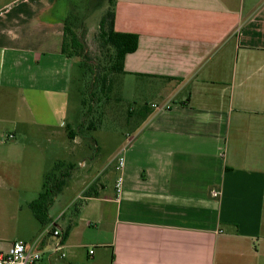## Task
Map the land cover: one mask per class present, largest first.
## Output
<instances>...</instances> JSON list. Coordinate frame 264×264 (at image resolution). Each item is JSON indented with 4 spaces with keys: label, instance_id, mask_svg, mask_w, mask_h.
Listing matches in <instances>:
<instances>
[{
    "label": "crops",
    "instance_id": "1",
    "mask_svg": "<svg viewBox=\"0 0 264 264\" xmlns=\"http://www.w3.org/2000/svg\"><path fill=\"white\" fill-rule=\"evenodd\" d=\"M257 1L116 0V31L139 36L123 78L146 81L160 101L120 146L123 168L116 159L89 177L42 225L29 205L50 175L48 144L62 169L76 166L78 148L87 153V137L68 122V7L0 0V242L8 247L0 253L21 240L37 244L36 264H264V0ZM88 159L78 166L92 171ZM92 183L95 196L85 197ZM25 208L21 228L30 238H10ZM52 224L62 231L61 251H53Z\"/></svg>",
    "mask_w": 264,
    "mask_h": 264
},
{
    "label": "rangeland",
    "instance_id": "2",
    "mask_svg": "<svg viewBox=\"0 0 264 264\" xmlns=\"http://www.w3.org/2000/svg\"><path fill=\"white\" fill-rule=\"evenodd\" d=\"M59 1L60 6L68 7V17L77 19L75 31L81 37V43L85 47L84 53L90 58L96 59L97 62L101 61L102 55L98 49V25L102 15L108 8L110 0ZM78 54L80 55L81 51H78ZM79 55L74 57L68 122L73 128L78 130L77 132L81 136L87 137L84 138V143L87 145L85 148L87 153L78 155L80 150H82L78 148L76 155L71 158L72 152L67 150V147L63 149L64 155L68 156V158L70 157L76 166L71 170L65 189L51 206L50 213L53 215L68 206L89 177L93 181L107 166H110L114 160L119 158L120 146L127 143L129 138L134 135V132L151 110L150 105L160 101L157 91L152 90L146 81L114 76L111 93L100 102L95 99L89 108V113L83 120V113L88 111V106L90 105L87 93L90 82L82 62V56ZM84 99H88L85 106L82 104ZM144 107H146V110H144ZM92 121H95L97 129L92 130L91 128L87 130V126ZM54 144L50 142L47 146L50 174L54 172L60 160L59 158H62ZM75 147L73 144L69 146L70 149H75ZM89 156L92 157V171H90L88 165L86 168L78 166L79 162L89 160ZM95 183H99V180ZM96 184L92 183L91 187L95 189L94 186ZM26 214L27 216L30 215L29 208L23 209V213L20 215L18 232L16 236L12 235L10 238L29 240L30 237L25 235V231L21 228L23 217ZM0 245L2 248L8 249L5 242H0Z\"/></svg>",
    "mask_w": 264,
    "mask_h": 264
},
{
    "label": "trees",
    "instance_id": "3",
    "mask_svg": "<svg viewBox=\"0 0 264 264\" xmlns=\"http://www.w3.org/2000/svg\"><path fill=\"white\" fill-rule=\"evenodd\" d=\"M108 4V8L102 15L98 25V49L102 55V60L99 62L84 53L85 47L81 43V37L75 31L77 19L69 16L65 22L62 53L71 58L78 56V51H81L79 56H82V62L87 72L86 75L90 82L87 92L90 105L88 106V111L83 113V120L89 113V108L95 99L100 102L111 93L114 76L126 74L124 70L125 58L138 48L139 36L137 34L118 32L115 29L116 0H110ZM87 100H83L82 104L84 106L87 104ZM144 110H146V107H144ZM95 125V121L90 122L87 130L91 128L96 130ZM67 131L68 136L72 139L73 131L70 129H67ZM73 168L69 166L66 169H62L59 164L56 165L54 172L46 177L38 198L29 205L34 217L42 225L49 222V209L66 185ZM93 193V187H89L84 191V196L93 197L95 196Z\"/></svg>",
    "mask_w": 264,
    "mask_h": 264
},
{
    "label": "built area",
    "instance_id": "4",
    "mask_svg": "<svg viewBox=\"0 0 264 264\" xmlns=\"http://www.w3.org/2000/svg\"><path fill=\"white\" fill-rule=\"evenodd\" d=\"M124 166V158L119 157L117 159V170H121ZM122 178H118L117 188L120 189ZM213 196H217V192L212 193ZM48 233H52V236L57 240L53 251H61L63 248V236L60 229L55 228L52 224L48 228ZM90 253H93L90 251ZM42 260V253L38 250L36 243H27L25 241H15L8 253H0V264H36Z\"/></svg>",
    "mask_w": 264,
    "mask_h": 264
}]
</instances>
